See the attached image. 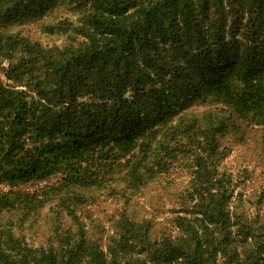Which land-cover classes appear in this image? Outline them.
I'll use <instances>...</instances> for the list:
<instances>
[{
  "label": "trees",
  "instance_id": "16d2710c",
  "mask_svg": "<svg viewBox=\"0 0 264 264\" xmlns=\"http://www.w3.org/2000/svg\"><path fill=\"white\" fill-rule=\"evenodd\" d=\"M50 17L62 44L15 31ZM243 126L264 130V0H0V215L54 195L77 226L35 247L0 216V264H264V221L235 208L220 169ZM180 166L192 177L168 234L125 216L107 251L86 238L75 192L140 191Z\"/></svg>",
  "mask_w": 264,
  "mask_h": 264
},
{
  "label": "rangeland",
  "instance_id": "374dc122",
  "mask_svg": "<svg viewBox=\"0 0 264 264\" xmlns=\"http://www.w3.org/2000/svg\"><path fill=\"white\" fill-rule=\"evenodd\" d=\"M52 18L31 20L15 28V31H22L43 45L62 44L64 37L43 32V26L54 21ZM243 128L246 132H232L222 139L224 157L220 160V169L233 180L232 204L235 208L264 221V130ZM191 177V169L180 166L172 173L156 178L140 191L133 192L121 183L115 190L89 189L75 192L83 196L81 202L74 205V209L85 225L86 238L98 242L107 251L109 247L115 246L114 240L119 239L118 222L125 216L134 219L136 223H150L151 239L168 234L175 228L176 212L186 202ZM57 182V178H53L45 184L20 186L12 191L42 192ZM9 190V186L0 184V191ZM0 216L3 221L14 224L15 235L35 247H56L58 236L74 237L77 232L76 224L54 195L29 218L21 210L2 212ZM119 252L120 260L124 252Z\"/></svg>",
  "mask_w": 264,
  "mask_h": 264
},
{
  "label": "built area",
  "instance_id": "2783aa9c",
  "mask_svg": "<svg viewBox=\"0 0 264 264\" xmlns=\"http://www.w3.org/2000/svg\"><path fill=\"white\" fill-rule=\"evenodd\" d=\"M43 184H45V183H43Z\"/></svg>",
  "mask_w": 264,
  "mask_h": 264
}]
</instances>
